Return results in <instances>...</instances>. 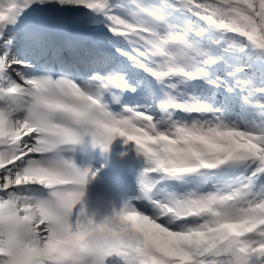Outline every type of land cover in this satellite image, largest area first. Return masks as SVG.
<instances>
[{"label": "snow or ice", "instance_id": "snow-or-ice-1", "mask_svg": "<svg viewBox=\"0 0 264 264\" xmlns=\"http://www.w3.org/2000/svg\"><path fill=\"white\" fill-rule=\"evenodd\" d=\"M117 136L142 239L107 264H264V0H0V264H71L77 149Z\"/></svg>", "mask_w": 264, "mask_h": 264}, {"label": "clouds", "instance_id": "clouds-1", "mask_svg": "<svg viewBox=\"0 0 264 264\" xmlns=\"http://www.w3.org/2000/svg\"><path fill=\"white\" fill-rule=\"evenodd\" d=\"M142 236L128 220L111 211L92 212L70 253L71 264H107V261L135 249Z\"/></svg>", "mask_w": 264, "mask_h": 264}, {"label": "bare ground", "instance_id": "bare-ground-1", "mask_svg": "<svg viewBox=\"0 0 264 264\" xmlns=\"http://www.w3.org/2000/svg\"><path fill=\"white\" fill-rule=\"evenodd\" d=\"M76 162L81 166L84 165L77 160ZM106 190H109L107 184H105L102 180L95 178L88 186H85V197H97V195L100 194L101 191Z\"/></svg>", "mask_w": 264, "mask_h": 264}]
</instances>
